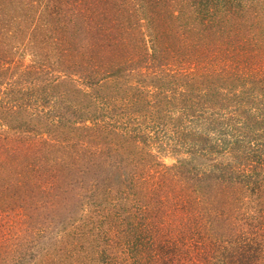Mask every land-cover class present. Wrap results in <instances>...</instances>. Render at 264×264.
I'll return each instance as SVG.
<instances>
[{
  "label": "rangeland",
  "instance_id": "rangeland-1",
  "mask_svg": "<svg viewBox=\"0 0 264 264\" xmlns=\"http://www.w3.org/2000/svg\"><path fill=\"white\" fill-rule=\"evenodd\" d=\"M253 1L262 6L258 15L246 0L249 10L227 21L236 41L255 20L264 35V0ZM110 2L107 10L98 9V16H106L100 35L123 29L117 45L130 47V39L134 48L143 36L144 52L136 56L130 48L119 56L98 49L104 41L89 38L95 28L92 4L0 0V264H125L129 255L115 211L123 216L122 208L132 210L134 196L112 178L120 161L125 171L136 169L170 185L178 181L173 172L187 171L176 168L184 162L199 168L238 165L234 146L230 153L217 148L200 154L214 140L201 129L224 131L223 139L236 142L250 125L264 141V91L258 83L264 74L254 75L251 92L235 79L237 66L227 47L236 42L227 40L223 16L212 22L194 12L197 0ZM180 30L190 35L173 58L170 35H164ZM106 56L109 77L94 69ZM165 75L178 85L160 86ZM184 88L186 94L176 95ZM81 144L103 147L106 168L72 153ZM11 152L14 159L8 158Z\"/></svg>",
  "mask_w": 264,
  "mask_h": 264
},
{
  "label": "trees",
  "instance_id": "trees-1",
  "mask_svg": "<svg viewBox=\"0 0 264 264\" xmlns=\"http://www.w3.org/2000/svg\"><path fill=\"white\" fill-rule=\"evenodd\" d=\"M120 1L126 5L129 3V0ZM75 2L82 7L92 4L94 8L92 11L95 28L92 30L97 31L91 30L89 38L96 40L98 38V42L104 41V44H97L98 49L103 48L108 51V54L118 52L119 56L129 53L130 48L136 56L139 51L144 52L143 36H140V40L136 43L138 48H134L131 47L128 36L126 39H129L130 47L117 45L122 44V42L119 43V39H124L123 29H115V33L100 35L103 25L101 19H106V16H98L100 14L98 9L106 6L107 10L110 0H75ZM253 2L251 0V10L256 11L262 7ZM247 9L246 0H197L193 11L210 16L209 19L212 22H215V18L219 16L224 17L228 30L226 35H230L227 40L229 43L236 42L227 47L228 59L237 66L235 79L244 85L249 84L247 90L251 92L254 89L251 84L256 83L257 79L254 75L264 74V35L258 34L261 23L255 20L249 33L244 32V36H239L237 33V41L234 38V31L227 25L229 18L237 21V16L244 15ZM166 35H170L167 46L170 47L169 51L173 53L171 56L174 58L175 54L179 53V48L176 46L185 47L183 43L181 45L179 43L188 39L190 34H185L181 30L178 33L171 31L164 35V39L168 37ZM80 36H83V33ZM146 43L148 44V41ZM105 46L108 49H105ZM187 48L193 51V47ZM180 50L187 53L186 49ZM242 57L246 58L245 65L240 66ZM108 60L109 56H106V61L102 65L96 62L95 65L98 66L94 67L95 70L98 69V72L106 71L105 77L112 76L108 71L111 61L108 63ZM172 76L166 78L165 75L166 83L160 81L162 84L160 86L166 84L177 86ZM258 83L264 91V76L258 79ZM182 86L185 85L181 84L179 87L183 88ZM184 93L186 94L185 88L184 91L176 92V95L181 96ZM254 93H250V96ZM255 97L262 99L258 94ZM195 104H198V101H194ZM184 110H188L186 113L191 119L195 116L194 109L184 108ZM8 111L12 115L16 113L9 107ZM260 117H264V114ZM208 119L203 124L204 128H207ZM199 132L214 139L207 142L210 150L203 147L198 151L200 154L204 155V151L210 154L217 148L230 153L234 146L237 149L236 164L238 165L219 162L206 166L202 164L199 168L184 162L176 168H187V171L183 173L178 169V172H173L178 181L170 185H165L160 179L154 180V176L148 173L147 177L145 173H137L136 169L132 172L125 171L122 161L116 165V175L112 178L118 179L126 189L125 192L134 196L132 210L122 208L123 216L115 211L119 216L116 217L119 220L116 225L117 232L124 234L125 250L129 255L125 257L123 263L129 264L128 260L132 259L134 261L132 264H264V141L263 139L258 141L260 133H257L256 128L250 125L236 142L223 139L224 131L201 129ZM94 146L98 145L94 144ZM72 153L80 159L87 160L88 163L98 161L103 168L104 166L106 168L108 164V154L104 152L103 147L95 148L89 144H81ZM7 155L8 158L14 159L16 154L11 152ZM113 167H115L114 163ZM134 167H136L135 164ZM236 167L239 169L236 170ZM206 168H209V174L203 173V169ZM146 178L152 179L153 182ZM141 192L142 199L139 197ZM255 201L258 203L254 206Z\"/></svg>",
  "mask_w": 264,
  "mask_h": 264
}]
</instances>
